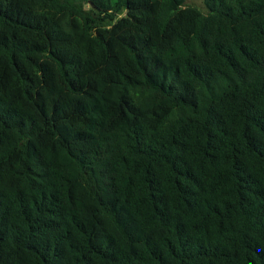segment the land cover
Here are the masks:
<instances>
[{
    "label": "trees",
    "instance_id": "trees-1",
    "mask_svg": "<svg viewBox=\"0 0 264 264\" xmlns=\"http://www.w3.org/2000/svg\"><path fill=\"white\" fill-rule=\"evenodd\" d=\"M0 0V264H264V0Z\"/></svg>",
    "mask_w": 264,
    "mask_h": 264
},
{
    "label": "rangeland",
    "instance_id": "rangeland-1",
    "mask_svg": "<svg viewBox=\"0 0 264 264\" xmlns=\"http://www.w3.org/2000/svg\"><path fill=\"white\" fill-rule=\"evenodd\" d=\"M183 4L192 5V6L199 8L203 12L205 11V8H204L201 0H184Z\"/></svg>",
    "mask_w": 264,
    "mask_h": 264
}]
</instances>
